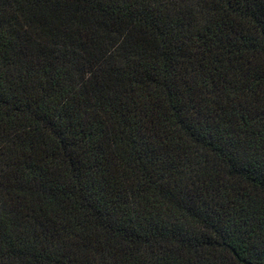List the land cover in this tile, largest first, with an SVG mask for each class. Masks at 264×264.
<instances>
[{
  "label": "trees",
  "instance_id": "trees-1",
  "mask_svg": "<svg viewBox=\"0 0 264 264\" xmlns=\"http://www.w3.org/2000/svg\"><path fill=\"white\" fill-rule=\"evenodd\" d=\"M0 264H264V0H0Z\"/></svg>",
  "mask_w": 264,
  "mask_h": 264
}]
</instances>
